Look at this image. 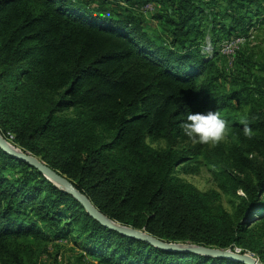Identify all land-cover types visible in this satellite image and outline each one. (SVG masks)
<instances>
[{"label": "trees", "instance_id": "obj_1", "mask_svg": "<svg viewBox=\"0 0 264 264\" xmlns=\"http://www.w3.org/2000/svg\"><path fill=\"white\" fill-rule=\"evenodd\" d=\"M148 5L161 29L155 36L146 28ZM209 10L231 19L221 36L211 22L214 45L247 38L235 58L249 84L202 53ZM263 10L264 0H0V132L111 220L167 242L251 253L264 264V76L249 48V15ZM236 105L249 109L232 122L228 142L194 144L183 134L188 113L223 118ZM203 162L217 170L220 192L177 176ZM62 243L93 264H244L168 252L110 230L0 149V264H40Z\"/></svg>", "mask_w": 264, "mask_h": 264}, {"label": "rangeland", "instance_id": "obj_2", "mask_svg": "<svg viewBox=\"0 0 264 264\" xmlns=\"http://www.w3.org/2000/svg\"><path fill=\"white\" fill-rule=\"evenodd\" d=\"M110 6L112 7V5ZM111 7L109 10H113ZM147 7L150 9L144 13L147 22L146 28L150 31V33H152L153 36H155V34L160 33L161 29L158 27L159 24L153 20L151 14L152 11H150L152 5H148ZM156 9L157 8L155 7L154 10ZM208 13L209 14L212 13V16L210 18L211 21H204L203 25L199 29L200 35L198 36V41L202 46V53L206 56V59H214L217 67L221 71L226 72V74L230 76H235L242 80L248 81V79H246V77L248 78V76H246V71L242 65V62L239 61L237 58H235L236 56L232 57L231 55L226 54L225 49L222 48L221 41L218 42L217 45H214L212 43V34L210 30L213 26L211 22H215L216 24L218 23L216 28H217V32L221 36L222 26L226 24L230 25L231 19L226 14L224 15L221 13L216 14L215 11L209 10ZM249 16L252 22L254 23L253 24L254 28L251 30L252 31L251 34H254L256 38L254 40L250 39L249 42H251L250 43L251 47L249 48L251 50L250 52H253L254 55H258L257 58L258 60L257 59L256 60L263 67V71L260 75L264 76V10L260 13L259 17H257L254 13H250ZM247 42L248 41H246L244 45H246ZM219 46L221 47V51ZM216 52H219L217 58L214 57ZM248 109L249 106L247 105H243V106L236 105L235 110L225 114L223 119H225L228 123V132H229L228 138L225 141V143L230 140V135L232 132V122L242 119L243 113L246 112ZM148 142L152 147L157 149H162L166 147V143L162 140L160 141L149 140ZM216 173L217 170L214 167L206 164L205 162L201 163L199 167L195 170V172H189L188 174H186L181 168H178L177 170V176L179 178H181L182 180L188 183H191L196 188L204 192H209V191L220 192V189L218 188L217 185ZM240 194L242 195L243 193L240 191ZM221 203L227 211L230 212L232 211L231 202L229 198H227L225 195L221 196ZM61 245H63V248L59 250H54V245H53L50 250L51 256L49 255L43 256L40 261V264H93V262H95L94 260L89 259L82 252H80L77 249V247H75L73 244L62 243ZM56 252H59L60 254L56 255ZM58 256H60L59 259Z\"/></svg>", "mask_w": 264, "mask_h": 264}, {"label": "water", "instance_id": "obj_3", "mask_svg": "<svg viewBox=\"0 0 264 264\" xmlns=\"http://www.w3.org/2000/svg\"><path fill=\"white\" fill-rule=\"evenodd\" d=\"M0 149H2L6 154L16 159H19L37 169L56 187L73 196L84 207L86 212L98 223L123 236L147 242L156 248L168 252L187 253L213 258H224L235 262H241L244 264H263L259 258L252 256L250 253L241 254L232 251L231 249L224 250L196 244L167 242L150 235L145 230L134 229L132 227L115 222L105 216L98 208H96V206L91 202V200L82 192H80L66 176L61 175L52 168H50L40 158L30 153L24 152L20 148L16 149L14 146L11 145V142L5 139L1 132Z\"/></svg>", "mask_w": 264, "mask_h": 264}, {"label": "clouds", "instance_id": "obj_4", "mask_svg": "<svg viewBox=\"0 0 264 264\" xmlns=\"http://www.w3.org/2000/svg\"><path fill=\"white\" fill-rule=\"evenodd\" d=\"M243 124L244 136L251 140L254 138L253 129L246 121ZM183 134L194 144L209 145L216 147L228 138V123L221 118L218 111L207 113H188L186 121L180 125Z\"/></svg>", "mask_w": 264, "mask_h": 264}, {"label": "built area", "instance_id": "obj_5", "mask_svg": "<svg viewBox=\"0 0 264 264\" xmlns=\"http://www.w3.org/2000/svg\"><path fill=\"white\" fill-rule=\"evenodd\" d=\"M253 38L254 34L250 36V39ZM246 41L247 38L245 36L236 37L234 39L226 41L223 45L225 53L231 55L232 57H235Z\"/></svg>", "mask_w": 264, "mask_h": 264}, {"label": "bare ground", "instance_id": "obj_6", "mask_svg": "<svg viewBox=\"0 0 264 264\" xmlns=\"http://www.w3.org/2000/svg\"><path fill=\"white\" fill-rule=\"evenodd\" d=\"M12 145V144H11ZM12 146H14V145H12ZM15 148H16V146H14ZM16 149H18V148H16Z\"/></svg>", "mask_w": 264, "mask_h": 264}]
</instances>
